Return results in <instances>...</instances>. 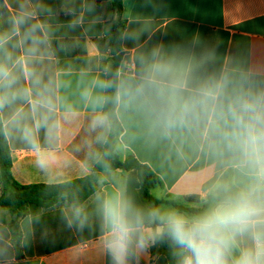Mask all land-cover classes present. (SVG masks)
<instances>
[{"label": "clouds", "instance_id": "clouds-1", "mask_svg": "<svg viewBox=\"0 0 264 264\" xmlns=\"http://www.w3.org/2000/svg\"><path fill=\"white\" fill-rule=\"evenodd\" d=\"M101 9L97 0L0 5V139L23 145L53 175L70 165L61 145L82 117L85 136L75 150L101 164L121 122L147 143L182 142L228 177L212 182L192 213L140 206L124 189L98 194L109 264H133L158 242L176 264H264V72L214 66L211 55L177 42L137 51L116 69L61 65L57 53L69 48L61 38L91 31ZM66 218L83 227L89 214L77 201Z\"/></svg>", "mask_w": 264, "mask_h": 264}, {"label": "crops", "instance_id": "crops-1", "mask_svg": "<svg viewBox=\"0 0 264 264\" xmlns=\"http://www.w3.org/2000/svg\"><path fill=\"white\" fill-rule=\"evenodd\" d=\"M46 2L57 5L60 0ZM97 3L102 9L98 20H90L92 30L77 29L59 41L69 45L67 51L57 53L61 65L78 68L91 61L99 70L112 64L110 37L121 25L122 34H136L133 40L122 39L121 62L156 44L177 42L211 55L214 66L238 63L264 72V0H121V19L116 15L115 0ZM0 5L10 6L11 0H0ZM59 19L67 23L69 17ZM84 124L82 117L68 127L61 148L70 165L59 174L42 173L23 145L8 141L13 180L22 186H54L91 175L98 162L88 159L83 147L75 150L85 136ZM121 125L116 154L122 160L134 156L160 178L162 184L151 190L152 197L162 201L160 208H175L167 203L174 201L186 209H199L208 186L227 172L200 152L186 150L182 142L147 143L130 125ZM128 178L120 169L100 172L95 192L82 204L89 214L83 227L68 225L71 203L66 201L49 207L31 204L18 217L0 208V264H109L101 243L96 197L117 189L128 194ZM4 191L0 168V196ZM133 264L176 261L170 247L158 242L140 253Z\"/></svg>", "mask_w": 264, "mask_h": 264}, {"label": "trees", "instance_id": "trees-1", "mask_svg": "<svg viewBox=\"0 0 264 264\" xmlns=\"http://www.w3.org/2000/svg\"><path fill=\"white\" fill-rule=\"evenodd\" d=\"M116 15L122 17L121 0H115ZM110 37L112 48V64L116 69L122 60V26H116ZM123 128L120 124L116 135L113 137L114 148L105 157L103 164L97 163L93 173L85 178L78 179L65 184L47 186L34 185L22 186L13 180L11 174L12 160L11 151L6 139H0V168L1 181L4 186V194L0 196V208L9 209L17 217L20 216L24 209L31 204H39L49 207L59 202H83L95 192V182L99 178L100 172L104 170H123L129 174L128 178V195L140 206L159 207L162 201L156 200L151 195V190L157 185H161L162 181L155 173L143 163L139 162L134 156H129L126 160H122L116 154L115 144L122 133ZM226 172L222 178H227ZM8 186L13 189L8 191ZM193 201H196L194 198ZM168 204L176 209L184 212H195L198 209H186L178 206L174 201H167ZM166 244V243H165ZM168 246V244H166Z\"/></svg>", "mask_w": 264, "mask_h": 264}, {"label": "rangeland", "instance_id": "rangeland-1", "mask_svg": "<svg viewBox=\"0 0 264 264\" xmlns=\"http://www.w3.org/2000/svg\"><path fill=\"white\" fill-rule=\"evenodd\" d=\"M13 188L11 186H8L7 190L11 191Z\"/></svg>", "mask_w": 264, "mask_h": 264}]
</instances>
